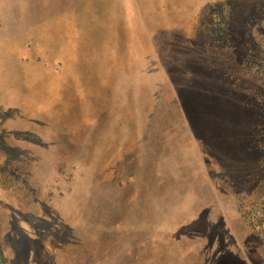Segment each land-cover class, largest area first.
I'll use <instances>...</instances> for the list:
<instances>
[{
    "label": "rangeland",
    "instance_id": "obj_1",
    "mask_svg": "<svg viewBox=\"0 0 264 264\" xmlns=\"http://www.w3.org/2000/svg\"><path fill=\"white\" fill-rule=\"evenodd\" d=\"M205 1L29 0L30 6L26 7L22 0H0V137L4 138L1 146L2 150H14L15 148L5 145L14 137L15 132L11 134V131L19 128L23 137L14 140L22 141L19 152L29 161L23 159L18 165L20 171L30 175V179L25 175L24 183L14 187L13 181H7L4 175L3 183L6 188L0 190L3 193L0 195V249L7 264H230L237 260L239 264H244L245 261L246 264H264V235L256 236L253 232L249 235L251 231L241 224L227 225L224 217L217 213L209 214L206 218L201 217L198 222L191 223L187 228L184 223L173 222L163 226L161 219H151L152 213L149 209V219L144 221L148 228L146 235H142V224L138 220H125L124 209L128 206L126 204L121 211H104L103 217L107 219L99 222V228H95L93 222H87L84 227H94V230L93 236L86 237L88 232L83 229L82 222L78 219L76 223L67 217L65 201L67 196L75 191L73 200L79 211V218L86 214L88 203H93L97 198L93 191L106 195L110 205V191H101L103 187H94L93 174L87 181L92 183L91 189L84 188L88 184L84 180L83 186L80 183L79 186L76 184L75 187H70L74 191H58L63 192V195L56 193V200H59L56 205L50 195L49 204L59 208V211L54 209L56 214L54 211L48 213L50 209L44 203H39L38 208L34 205L36 197L42 200L47 199L48 195L43 193L44 191L35 190H42L43 185L50 183L53 186L51 190L55 191L57 182L61 183L64 174L73 171L72 164L77 165L74 174L82 171L78 168V149L69 152V161L72 164L66 163L67 161L59 156L64 154L66 157L67 133L74 132L66 129V124L69 129L75 125L71 120L72 114L84 107L83 102L93 99L88 95L89 86H86L85 91L83 88L78 91L77 88L76 94H68V84L65 89V80L61 79L60 75L59 78L51 77V64L46 60L42 64L45 73L43 75V71L34 64V59H22L21 52L31 58L38 57L39 38L43 41V56H48L49 59H52L55 53L68 52L71 39L79 42V37L81 45H84L80 48L85 51L88 48L82 37L90 39L93 47L98 46L101 50L110 45L117 50L116 53L123 52L128 58L137 57L138 53L143 58L146 53L158 50L186 110L184 118L192 126L199 145L211 156L210 169L215 174L214 178L220 190L229 191L226 186H229V180L246 178L245 158L240 156V149L233 146L242 140V126L244 132L246 127L247 133L252 132V108H248V103L242 105L239 102L242 92L231 86L226 87L225 80L243 85L245 82L249 89L256 85L252 70L250 69V76L245 74V70L252 65L251 61L254 59L251 55H256V52L264 48L263 37L258 40L256 46L253 43L255 36L258 37V31L264 27V21L258 19L263 18L255 2L262 3L264 7V0H231L237 8V17L231 21L225 20L224 13L221 14L223 20L212 18L211 14L205 15L203 19L209 18L212 25L227 24V34L230 36L227 45L220 46L214 36L212 38L206 35L207 25L202 21V28L192 39L183 36L182 30H161L187 27L198 7ZM208 5L213 6V2ZM223 8L226 11L227 7ZM45 14H48L47 19ZM27 19L33 24L35 22L36 29H28L24 23ZM13 27L19 28L21 34L16 32L13 36L11 32L10 36L8 29ZM76 34L77 39L73 37ZM188 39L198 45L196 49H189ZM237 62H242L243 65ZM143 64V59H132L128 63L126 61V68H117L112 78L130 79L138 83L145 81L147 78L135 76ZM229 66L235 70L232 78H229V72L228 76L225 75ZM100 68L102 71L103 63ZM94 83L100 84L98 81ZM187 84L194 85L198 90H194V93L186 91ZM142 87L144 88V85ZM243 87V90L247 89ZM45 89L52 92L44 93ZM38 90L41 92L40 96ZM153 92L154 97L150 98L158 99L159 94H164L157 84H152V91L149 93ZM146 94L145 90L144 95ZM39 99L42 106H39ZM78 100L81 103H78ZM156 101V109H166L163 99ZM140 103L147 111L146 103ZM52 118L55 120L54 127L50 120ZM58 119H63L59 125ZM9 127L12 129H8ZM46 135L48 138L44 137ZM247 139L251 138L245 140ZM200 140L204 141V145ZM186 149L187 147H184L181 151ZM229 149L231 153L224 154ZM218 153L222 154L219 159ZM52 157L64 163H48ZM68 164L71 166L66 170ZM185 168L184 165H181L178 171L175 168L176 173L180 172L177 177L179 180ZM72 178L70 175V182ZM163 181H166L165 178ZM67 183L66 179L61 186ZM175 187L174 178L171 188ZM9 188H15L17 191L13 192ZM184 192L188 193V204L192 205L195 199L191 200L190 197L194 191H183L181 197L178 196V191H173L177 197L176 204L182 200ZM209 199V205L216 203L211 192ZM222 199L219 193L218 200ZM129 201L132 202L131 198ZM67 210L70 215L74 212L72 209ZM51 214L52 217L45 220L46 215ZM55 215H59L58 218H55ZM76 215L77 213H74L73 217ZM113 216L115 220H112ZM67 218L68 222L64 221ZM48 238V243L43 245Z\"/></svg>",
    "mask_w": 264,
    "mask_h": 264
},
{
    "label": "trees",
    "instance_id": "obj_2",
    "mask_svg": "<svg viewBox=\"0 0 264 264\" xmlns=\"http://www.w3.org/2000/svg\"><path fill=\"white\" fill-rule=\"evenodd\" d=\"M211 2H213V6L208 5ZM255 3L258 4L259 14L263 18L258 19L264 21L263 4ZM224 6L227 7L226 11L223 8ZM223 13L226 16L225 20L231 21L237 17V8H235L233 1L206 0L198 7L196 14L187 27H172L161 30H182L183 36L191 37L192 39L195 34L199 33L198 30L202 28V22H204L207 25V33L205 31V34L211 37L214 36L220 46L223 44L227 45L230 42V36L227 34V24L212 25V20H209V18L203 19L205 15L211 14L212 18H217V20L221 18L223 20V15H221ZM47 16L48 14H45V18ZM204 28L205 26H203ZM73 37L77 39V34L73 35ZM262 37L264 38V27L258 31V37L255 36L254 38L253 43L255 46ZM82 39H84L88 50L85 51L84 48H80L84 45H81L79 37V42L71 39L68 45L70 49L68 52L55 53V56L49 59L48 56L46 58L43 56L44 49H41L43 48V41L39 38L37 42L38 57L30 58L34 59V64L43 71V75L45 73L44 69H42V64H44L45 60L49 62L51 64V68H49L52 73L51 77L60 75V78L65 80V89L68 84V94H76L77 88L78 91L81 88L85 91L87 89L86 86H89L87 90L90 94L88 95L93 97L92 100L88 99L82 103L85 109L81 106L80 111H75L72 114L71 120L75 122V125H72L69 129L74 132L68 133L67 136L68 146L66 150H68V153L66 157L64 154L59 156V158L66 160V163H71L69 161V152L70 150L76 151L78 149V168L82 169V171H77L74 174V169L77 168V165L71 163L73 171L64 174L63 180L61 179V183L66 181V179L68 180L66 185L61 186V183L56 181L55 191L51 190L53 186L50 183L43 185L42 190H35L44 191L43 193L48 194L46 196L47 199L39 200L37 197L35 198L34 205H36V208L39 207V203H44L50 209L48 213H51L54 209L59 211L57 206L55 208V206L52 207L49 204L50 195L56 205L59 201L56 200V193L60 196V194L63 195V192L74 191L70 187H75L76 184L79 186L80 183L83 186L84 180L88 183L84 188L91 189L92 183L89 184L87 181L93 174L94 187H103V184H107V188L103 187L101 191H109L108 183L110 181L116 183L119 181L122 187L125 183L130 182V184H133L131 191H127L129 194L128 198H131L132 202L128 199V206L124 209L125 220H128V222H133L134 219L138 220L142 224V235H146L148 228L144 221L147 222V218L149 219L147 214L149 209L152 213L151 219H161L160 223L163 226L173 222V224L184 223L188 228L198 222L201 217L206 218L209 214L217 213L224 217V222L227 225L241 224L246 230L249 229L251 231H248L249 235L253 233L256 236L264 235V48L256 52V55H251L254 60L251 61L252 65L248 67L249 69L245 70L247 76L251 75L250 69L252 70L256 85L249 89L247 87L248 84L245 82H243V85L225 80L226 87L231 86L242 92L239 102L242 105L248 103V108H252L251 121L253 125H250L252 126L251 133H247L246 127V136L244 126H242V140L233 146L237 147L236 149H240V156L245 158L246 166L244 172L247 173L246 178L229 180V186L226 184L229 191H224L218 187L214 178L215 174L210 169L211 156L206 153V150L204 152L199 145L191 129L192 126L184 118L186 110L183 107L181 97L175 88L173 80L170 79L168 69L164 61H162L159 51L146 53L143 58L140 53H138L137 57L128 58L123 52L116 53L117 50L110 45L100 50L98 46L93 47L87 37H82ZM191 39H188L187 45L190 50H193L198 45ZM71 43L75 45L73 46ZM28 46H30V43ZM26 59H29V57L26 56ZM132 59H143V67L138 68L135 76L147 78V80L138 83V81L130 79L112 78L117 68H126V61L128 63ZM102 63L104 68L101 71L100 64ZM237 64L243 65L242 62H237ZM80 65L81 67H77ZM102 72H108V74H103ZM228 72L230 73L229 78H232L235 70L229 66L225 71L226 76H228ZM95 81L100 84H95ZM152 84L159 85L164 92V94L158 95V99L150 98L154 97L155 92L149 93L152 91ZM142 85H144V88ZM193 86L187 84L185 90L194 93V90L197 91L198 88L195 89ZM243 86L247 87V89L243 90ZM145 90L147 91L146 95H144ZM39 92L38 90V95ZM159 99H163L166 102V109H156L158 107L156 100ZM250 100L252 106L249 107ZM141 101L146 103L147 111L140 103ZM38 103L39 106H42L40 99ZM78 103L81 102L78 100ZM66 119H64L65 122ZM246 138L251 139L245 140ZM81 140L83 142H80ZM201 141L204 145V141ZM184 147H187V149L181 151ZM19 148L15 147L14 150L4 149L5 158H0V160L2 159L0 162V190H5L4 188H6V184L3 183L5 181L4 175L7 181L10 179L13 181V187L20 185L22 182L24 183V180H26L25 175H28L27 177L30 179L28 173L20 171L18 164L23 159L26 161H29V159L21 156ZM2 153L0 148V157ZM230 153L229 149L224 154ZM220 156L222 154L218 153L217 158L219 159ZM54 161L64 163V161L55 157H52L48 163ZM181 165L186 166V170L182 173L179 180L177 177L180 172H177V174L175 168L178 171ZM68 166L69 164L66 166V170H68ZM70 175L73 176L71 182L69 180ZM163 178L166 181H163ZM174 178L176 181L175 189L171 188L174 184ZM166 186L168 188H164ZM9 189L13 192L17 191L15 188ZM173 191H178L179 197H181L183 191H194L190 197L191 200L195 199L192 202L193 206L188 204L187 192L183 193L182 200L177 205L176 193H173ZM0 192V195H2V191ZM96 192L93 191V195H96L97 198L93 199V203H88L86 214L80 216V218L78 217L79 211L73 200L76 195L75 191L68 195L65 206L74 212L70 215L66 209L67 217L76 223L79 219L83 227L87 222H93V226L99 228L101 225L99 222L102 223V220L107 219L103 217L104 211H110L109 208L112 207V204L110 203L109 205L107 203L106 195L97 194ZM210 192L212 198L216 200L214 205L208 204L211 203L209 199ZM219 193H221L223 198L221 201L218 200ZM74 213H77V215L73 217ZM54 214H56L55 211ZM58 216L55 215V218H58ZM51 217L52 214L46 215L45 220H49ZM68 218L64 219V221L68 222ZM52 223L54 222L52 221ZM94 227L83 228L88 232L86 237L93 236ZM84 233L86 232L84 231ZM49 239L44 241L43 245L48 243ZM1 250L0 264H7L5 258L2 257ZM212 262L214 263V261ZM230 264L239 263L237 260ZM244 264H246V261Z\"/></svg>",
    "mask_w": 264,
    "mask_h": 264
},
{
    "label": "crops",
    "instance_id": "obj_3",
    "mask_svg": "<svg viewBox=\"0 0 264 264\" xmlns=\"http://www.w3.org/2000/svg\"><path fill=\"white\" fill-rule=\"evenodd\" d=\"M23 2H25L24 3V5L26 6V7H28V6H30L29 5V3H28V1L29 0H22ZM24 23H25V25H27L28 26V29L30 30L31 29V27L32 28H35L36 27V24H35V22H34V24L32 23V21L31 20H29V19H27V20H25L24 21ZM11 32H12V34H13V36L14 35H16V32H18V35L19 34H21V30L19 29V28H9L8 29V34L11 36L12 34H11ZM12 38H14V37H12ZM24 49H26V48H24ZM22 53V59L23 60H25L26 59V56H28L27 54H25L24 52H21ZM29 57V56H28ZM29 58H31V57H29ZM62 79V78H61ZM45 91V93L47 92V94H49L50 92H52V90H48V89H45L44 90ZM54 92V91H53ZM40 93L41 92H39V96H40ZM47 117H48V115H47ZM51 120V123H52V125H53V127H54V125H55V120L52 118V119H50ZM48 122V121H47ZM63 122V119H58V121H57V123H58V125H59V123H62ZM40 123V122H39ZM41 123H43V121L41 120ZM66 124V123H65ZM23 129H25V127H22ZM41 128V127H40ZM8 129H12V127H9ZM13 129H16V127H13ZM66 129H68L69 130V128H68V124H66ZM12 132H15L14 133V137L12 138V139H10L9 140V143L8 144H6L5 145V147H11V148H15V147H20L21 146V143H22V141H20V140H18V141H15L14 139L16 138V139H21L22 137H23V134H22V131L18 128V130H16V131H11V134H13ZM25 132V131H24ZM68 134V133H67ZM45 138H48V136L46 135V136H44ZM3 138V137H2ZM1 137H0V148H1V150H2V142L4 141V138L2 139ZM27 141V140H26ZM23 146H28V145H23ZM2 156L0 157V158H2V159H4L5 158V155H4V150H2ZM20 153V152H19ZM21 154V153H20ZM1 159V160H2ZM1 160H0V162H1ZM111 182V181H110ZM109 182V183H110ZM108 183V188H109V191H111V193H110V197H111V204H112V207H110V210L112 211V213H114V212H116L117 210H119V211H121L122 209H124L125 207H126V204H127V202H128V197H129V194H128V192L127 191H131V186L133 185V184H130V183H127V184H125L123 187L120 185V183H116V182H111L110 184ZM120 186V187H119ZM103 187H105V188H107V184H103ZM116 191V192H115ZM122 197H124V199H122ZM113 198H114V200H113ZM112 220H115V217L113 216V219Z\"/></svg>",
    "mask_w": 264,
    "mask_h": 264
}]
</instances>
